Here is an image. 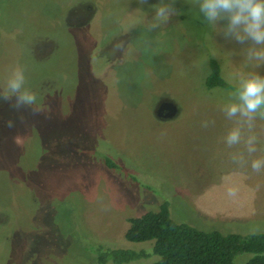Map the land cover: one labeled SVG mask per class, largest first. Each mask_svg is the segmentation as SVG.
<instances>
[{"label": "rangeland", "instance_id": "1", "mask_svg": "<svg viewBox=\"0 0 264 264\" xmlns=\"http://www.w3.org/2000/svg\"><path fill=\"white\" fill-rule=\"evenodd\" d=\"M158 3L0 0V90L22 67L43 109L0 101V264L153 263L152 240L123 233L129 217L162 202L176 223L264 232V219L216 224L195 206L214 199L240 216L258 210L264 170L251 160L264 156V121L259 151L239 165L232 153L243 145L224 143L232 123L221 108L238 73L264 66L247 62L220 32L226 21L210 26L194 0H174L178 14L150 31ZM209 58L231 87H205ZM162 102L172 115L157 112ZM114 250L135 256L115 262ZM249 256L238 252L233 264Z\"/></svg>", "mask_w": 264, "mask_h": 264}, {"label": "clouds", "instance_id": "2", "mask_svg": "<svg viewBox=\"0 0 264 264\" xmlns=\"http://www.w3.org/2000/svg\"><path fill=\"white\" fill-rule=\"evenodd\" d=\"M199 13L213 27L219 21H226L220 32L228 41H234L243 46L246 61L255 68L264 66V0H194ZM147 3V0H139ZM174 0H160L152 5L155 9L153 22L148 26L152 31L167 24L173 15H177ZM235 88L229 93V100L221 111L232 123L224 137V143L232 148L243 145L242 151L232 153L234 163H247L246 155L252 156L259 151L261 141L256 133V121H264V74L259 71L238 73L235 77ZM232 81H230L231 83ZM0 101L9 102L13 109H31L39 114L43 109L38 103V95L26 86L25 70L16 67L8 76L3 90H0ZM211 123L214 124V121ZM209 121H204L202 127L207 128ZM8 127H13L9 120ZM251 168L255 172L264 170V156L251 160ZM229 196L236 195V189H228Z\"/></svg>", "mask_w": 264, "mask_h": 264}, {"label": "trees", "instance_id": "3", "mask_svg": "<svg viewBox=\"0 0 264 264\" xmlns=\"http://www.w3.org/2000/svg\"><path fill=\"white\" fill-rule=\"evenodd\" d=\"M207 62L208 72L203 78L205 87H231L220 76L218 63L213 58ZM127 222L124 239L131 242L152 240L153 252L158 257L150 264H233V257L238 252L250 253L244 264H264V232L221 233L176 223L170 218L165 202L158 205L157 211L129 217ZM111 255L115 262H122L130 260L135 253L114 250Z\"/></svg>", "mask_w": 264, "mask_h": 264}, {"label": "crops", "instance_id": "4", "mask_svg": "<svg viewBox=\"0 0 264 264\" xmlns=\"http://www.w3.org/2000/svg\"><path fill=\"white\" fill-rule=\"evenodd\" d=\"M254 190L257 193L258 199L260 200H257L258 204H260L259 207L262 208V206H264V195L261 194L262 192H264V184L257 185ZM207 202V205H201L199 203L195 204V206L201 208L200 212L205 215V218H208V220L210 221L216 222V224H219L220 221L224 222L227 220H231L232 218L236 220L243 219L244 217L251 220L264 219V209H260L259 207H257L258 210H242L240 212L243 216L242 217L240 216V214H238V211L232 210L227 204L226 205L229 210L223 207L224 204H219V202H215L214 199Z\"/></svg>", "mask_w": 264, "mask_h": 264}, {"label": "water", "instance_id": "5", "mask_svg": "<svg viewBox=\"0 0 264 264\" xmlns=\"http://www.w3.org/2000/svg\"><path fill=\"white\" fill-rule=\"evenodd\" d=\"M157 112L163 114L164 116H170L174 113V109L170 103L162 102L159 105Z\"/></svg>", "mask_w": 264, "mask_h": 264}]
</instances>
